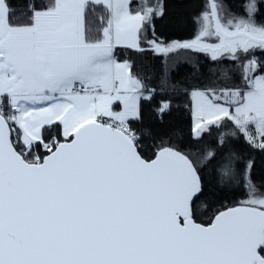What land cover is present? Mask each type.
Masks as SVG:
<instances>
[{
	"label": "snow or ice",
	"instance_id": "1",
	"mask_svg": "<svg viewBox=\"0 0 264 264\" xmlns=\"http://www.w3.org/2000/svg\"><path fill=\"white\" fill-rule=\"evenodd\" d=\"M0 264H264V0H0Z\"/></svg>",
	"mask_w": 264,
	"mask_h": 264
},
{
	"label": "trees",
	"instance_id": "2",
	"mask_svg": "<svg viewBox=\"0 0 264 264\" xmlns=\"http://www.w3.org/2000/svg\"><path fill=\"white\" fill-rule=\"evenodd\" d=\"M234 2H236V3H240V2H242V0H234ZM191 31H194V25L192 26V29H190V32ZM181 38H189V34H185L183 37H181Z\"/></svg>",
	"mask_w": 264,
	"mask_h": 264
}]
</instances>
